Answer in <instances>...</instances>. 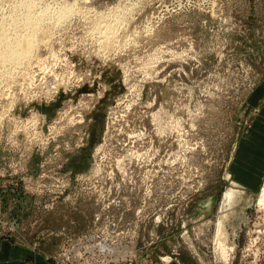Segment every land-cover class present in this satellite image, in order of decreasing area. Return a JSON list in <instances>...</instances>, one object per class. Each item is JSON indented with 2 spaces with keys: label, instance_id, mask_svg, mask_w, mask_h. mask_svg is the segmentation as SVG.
<instances>
[{
  "label": "rangeland",
  "instance_id": "374dc122",
  "mask_svg": "<svg viewBox=\"0 0 264 264\" xmlns=\"http://www.w3.org/2000/svg\"><path fill=\"white\" fill-rule=\"evenodd\" d=\"M36 1L0 67V240L21 264H264V0Z\"/></svg>",
  "mask_w": 264,
  "mask_h": 264
},
{
  "label": "bare ground",
  "instance_id": "6f19581e",
  "mask_svg": "<svg viewBox=\"0 0 264 264\" xmlns=\"http://www.w3.org/2000/svg\"><path fill=\"white\" fill-rule=\"evenodd\" d=\"M19 2L22 10H24L23 20H18V18L13 19L11 23L13 24L12 26H14V32L12 30L13 34H9L8 30L6 31L5 29L0 32V67H5V65L7 66L8 64L11 66L21 65L25 59L29 58L31 51L36 44L35 34L38 28L43 24V20L47 19V15L44 16L45 9L41 10L40 13V10L38 11L36 9V0H19L18 4ZM39 14H41V18L37 16ZM68 14L69 11L66 13L61 11L58 19H62ZM24 33L26 34L24 35ZM230 191L237 192L235 189H230ZM261 198L262 199H260V201L262 203V201H264V192ZM226 202L227 204L225 206L229 209H226L227 212H224V214H221L218 218L219 221L216 226L218 233L224 231L226 228L227 221L231 215V212H228V210L234 206L235 198L230 197L226 200ZM216 241H218L217 243L223 242L219 238H217Z\"/></svg>",
  "mask_w": 264,
  "mask_h": 264
},
{
  "label": "crops",
  "instance_id": "0c3cea01",
  "mask_svg": "<svg viewBox=\"0 0 264 264\" xmlns=\"http://www.w3.org/2000/svg\"><path fill=\"white\" fill-rule=\"evenodd\" d=\"M257 135V134H256ZM252 135H242L239 139V144L236 149L235 157L232 163V169L235 174L239 171L240 175H236L238 178L242 179L245 183L249 185L257 184L256 171H252V168L244 166L241 161L248 155V148L250 147V142H254ZM259 137V136H258ZM258 139V138H257ZM258 141L263 145L260 156L264 159V140L258 139ZM31 255V251L18 243L13 242L10 239L0 240V264H21L24 257Z\"/></svg>",
  "mask_w": 264,
  "mask_h": 264
}]
</instances>
